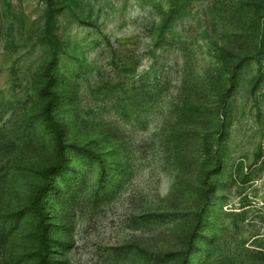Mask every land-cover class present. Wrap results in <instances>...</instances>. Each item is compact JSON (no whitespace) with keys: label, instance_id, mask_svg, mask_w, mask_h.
Wrapping results in <instances>:
<instances>
[{"label":"rangeland","instance_id":"obj_1","mask_svg":"<svg viewBox=\"0 0 264 264\" xmlns=\"http://www.w3.org/2000/svg\"><path fill=\"white\" fill-rule=\"evenodd\" d=\"M0 264H264V0H0Z\"/></svg>","mask_w":264,"mask_h":264}]
</instances>
